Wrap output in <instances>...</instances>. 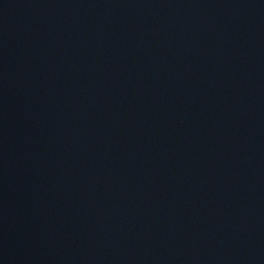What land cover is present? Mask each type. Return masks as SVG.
I'll use <instances>...</instances> for the list:
<instances>
[{"label":"water","instance_id":"95a60500","mask_svg":"<svg viewBox=\"0 0 264 264\" xmlns=\"http://www.w3.org/2000/svg\"><path fill=\"white\" fill-rule=\"evenodd\" d=\"M0 264H264V0H0Z\"/></svg>","mask_w":264,"mask_h":264}]
</instances>
